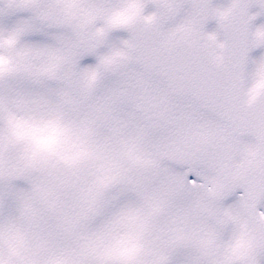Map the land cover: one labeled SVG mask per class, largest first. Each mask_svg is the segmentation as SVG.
Returning a JSON list of instances; mask_svg holds the SVG:
<instances>
[{
    "label": "snow or ice",
    "instance_id": "obj_1",
    "mask_svg": "<svg viewBox=\"0 0 264 264\" xmlns=\"http://www.w3.org/2000/svg\"><path fill=\"white\" fill-rule=\"evenodd\" d=\"M0 264H264V0H0Z\"/></svg>",
    "mask_w": 264,
    "mask_h": 264
}]
</instances>
